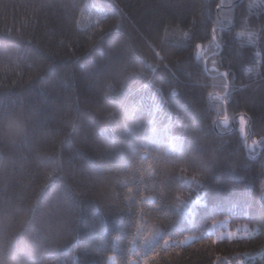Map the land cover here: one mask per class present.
Masks as SVG:
<instances>
[{
  "label": "trees",
  "instance_id": "1",
  "mask_svg": "<svg viewBox=\"0 0 264 264\" xmlns=\"http://www.w3.org/2000/svg\"><path fill=\"white\" fill-rule=\"evenodd\" d=\"M263 251L264 0H0V264Z\"/></svg>",
  "mask_w": 264,
  "mask_h": 264
},
{
  "label": "rangeland",
  "instance_id": "2",
  "mask_svg": "<svg viewBox=\"0 0 264 264\" xmlns=\"http://www.w3.org/2000/svg\"><path fill=\"white\" fill-rule=\"evenodd\" d=\"M238 128L239 131L242 133V136H246L247 132V119L245 116H240L238 118ZM250 149L254 152V144L250 145ZM229 218H225L220 220L212 225L209 228L208 232L212 234L217 240H236V239H249L253 237L256 229L251 228L250 226H242V227H231L228 223ZM193 237L188 238L187 241L184 243L187 244ZM110 264H115L112 260ZM131 264H137L136 261H133Z\"/></svg>",
  "mask_w": 264,
  "mask_h": 264
},
{
  "label": "water",
  "instance_id": "3",
  "mask_svg": "<svg viewBox=\"0 0 264 264\" xmlns=\"http://www.w3.org/2000/svg\"><path fill=\"white\" fill-rule=\"evenodd\" d=\"M227 91H228V89H227ZM238 117H239V116H236V117L232 120L233 130L235 129V127H234V122L236 121V119H237ZM228 118H229V117H228V115L226 114V115H225V118H224V121H227ZM245 148H246V150H247V148H248V143H247V142L245 143ZM263 253H264V251H263L262 253L256 255V256L253 257V258H258V257H260Z\"/></svg>",
  "mask_w": 264,
  "mask_h": 264
},
{
  "label": "snow or ice",
  "instance_id": "4",
  "mask_svg": "<svg viewBox=\"0 0 264 264\" xmlns=\"http://www.w3.org/2000/svg\"><path fill=\"white\" fill-rule=\"evenodd\" d=\"M228 123V121H225V124H227ZM151 259L152 260H156V259H158V256L157 255H153L152 257H151ZM143 264H149V260L148 259H145L144 261H143Z\"/></svg>",
  "mask_w": 264,
  "mask_h": 264
}]
</instances>
